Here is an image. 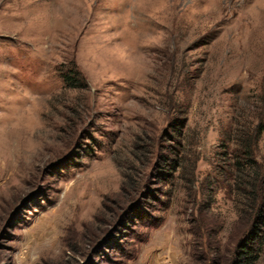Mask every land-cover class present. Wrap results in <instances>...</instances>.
I'll return each instance as SVG.
<instances>
[{
  "label": "rangeland",
  "instance_id": "obj_1",
  "mask_svg": "<svg viewBox=\"0 0 264 264\" xmlns=\"http://www.w3.org/2000/svg\"><path fill=\"white\" fill-rule=\"evenodd\" d=\"M259 125L264 0H0V264H234Z\"/></svg>",
  "mask_w": 264,
  "mask_h": 264
},
{
  "label": "trees",
  "instance_id": "obj_2",
  "mask_svg": "<svg viewBox=\"0 0 264 264\" xmlns=\"http://www.w3.org/2000/svg\"><path fill=\"white\" fill-rule=\"evenodd\" d=\"M64 80L70 87L84 85L77 76L70 74L65 75ZM181 126L180 123L176 127L177 131ZM263 131V125L257 126L252 137L241 143L244 157L237 158L234 163L237 169V187L241 190L242 196L249 200L247 204L252 212L250 231L245 241L240 244L234 264H256L264 246V160L259 162L253 152V144L258 142Z\"/></svg>",
  "mask_w": 264,
  "mask_h": 264
}]
</instances>
